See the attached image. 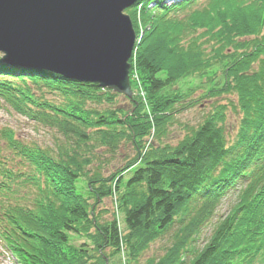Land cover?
<instances>
[{
	"label": "trees",
	"instance_id": "1",
	"mask_svg": "<svg viewBox=\"0 0 264 264\" xmlns=\"http://www.w3.org/2000/svg\"><path fill=\"white\" fill-rule=\"evenodd\" d=\"M125 12L140 37L135 69L154 133L148 122L138 126L143 102L131 71L135 93L127 98L7 65L0 55V74H17L0 76V107L54 139L42 145L0 123V240L23 264H112L115 257L133 264L176 224L165 253L143 264H264V0H137ZM217 63H226L223 85L211 95L236 98L233 141L221 105L176 144L163 141L184 101L164 91ZM120 96L127 106L118 105ZM150 133L154 141L145 144ZM124 141L134 156L104 175L99 157L116 154ZM81 180L85 193L75 188ZM227 195L233 202L199 249L197 236ZM105 198L114 199L110 219L98 209ZM66 233L86 241L74 246ZM51 245L60 256L49 254Z\"/></svg>",
	"mask_w": 264,
	"mask_h": 264
},
{
	"label": "water",
	"instance_id": "2",
	"mask_svg": "<svg viewBox=\"0 0 264 264\" xmlns=\"http://www.w3.org/2000/svg\"><path fill=\"white\" fill-rule=\"evenodd\" d=\"M136 0H0V53L8 64L96 83L129 98Z\"/></svg>",
	"mask_w": 264,
	"mask_h": 264
},
{
	"label": "rangeland",
	"instance_id": "3",
	"mask_svg": "<svg viewBox=\"0 0 264 264\" xmlns=\"http://www.w3.org/2000/svg\"><path fill=\"white\" fill-rule=\"evenodd\" d=\"M225 64L226 63L213 64L210 68L204 70L201 74L192 72V74H189L188 76H182L181 78L176 80V83L174 85L172 84L170 88L164 91V93H172V91H175L180 98H184V101L181 102V104H176V107H181V109L173 114L171 122L166 123L164 128L166 130V137L163 141L168 142L170 145L176 144L177 141L182 139L183 136L187 133V128L192 126H199L206 117L214 115L216 111L219 110L220 105L223 106L224 110V127L227 140L233 141L239 115L235 109L236 98L234 94L227 93H222L217 96H215V93L211 95V91H216L217 88L223 85V66H225ZM134 68L135 66H133V69ZM173 68L177 69V66H173ZM163 73L159 75L163 76ZM140 86L142 88V85ZM208 94L211 96H208ZM190 101L195 102L193 106L187 108L188 102ZM142 102L143 106L140 105L138 107L139 114L141 115H138V126L148 122V124L151 125V133H154L155 125L157 126V124L155 123L156 121L151 110V104L147 103V100H142ZM117 103L118 105L127 106V103L122 96L118 97ZM134 109L135 106L130 110L134 112ZM0 123L6 124L9 127L13 128L18 136L22 138H37L42 145H54L53 131L34 127L31 122L25 117H22L19 114L6 112V110H4L2 107H0ZM151 133L148 136V140L145 141V144L151 142L153 143L154 140L151 136ZM133 156L134 151L131 143L128 141H124L120 144L116 154L112 156L109 153L106 155H102L99 157L97 163L100 162L104 175H107L122 167L126 163V161ZM129 174H131V170H127L123 175L124 177H127ZM82 182L83 181L81 180L80 183L75 184V188L77 191L79 189V192L85 193L86 185H84V182ZM232 202L233 197L229 195L225 196L222 199L221 203L218 205L214 212V216L210 219L208 224L202 227L201 232L194 242L195 246H197L199 249L202 248V245L209 237V233L214 224L213 222H215L221 215H224L227 212ZM98 209H106L107 212L102 214L105 219H110L112 213L115 210L114 199H103L102 203L98 206ZM118 219L121 226H123L121 214H118ZM175 228L176 224L164 236L159 237L158 239L147 245L143 252L140 254L138 260L133 264H143L145 263L147 258H157L159 256H162L165 253L166 247L173 240V235L176 230ZM42 233L46 235V230L42 231ZM67 237L71 238V241L69 243L74 246H79L81 242L86 241L85 238L77 237L74 234H67ZM64 247L65 246H63L62 248ZM89 247L90 249L94 248L93 244L91 243H89ZM4 249L5 248L0 244V264H16L13 259L11 261L8 259V253ZM47 249L50 255L51 253H53L57 257L60 256L57 249L53 246ZM123 257H121L122 262L124 261ZM119 261V258L115 257L111 261V263L119 264ZM105 263H107V260L105 261Z\"/></svg>",
	"mask_w": 264,
	"mask_h": 264
}]
</instances>
